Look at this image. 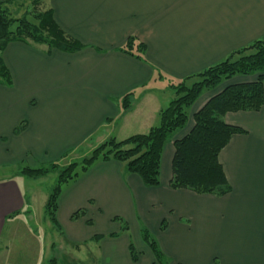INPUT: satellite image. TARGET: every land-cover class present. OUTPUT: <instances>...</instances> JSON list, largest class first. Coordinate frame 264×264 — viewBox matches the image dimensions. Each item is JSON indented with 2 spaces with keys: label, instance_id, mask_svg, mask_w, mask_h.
<instances>
[{
  "label": "crops",
  "instance_id": "obj_1",
  "mask_svg": "<svg viewBox=\"0 0 264 264\" xmlns=\"http://www.w3.org/2000/svg\"><path fill=\"white\" fill-rule=\"evenodd\" d=\"M43 3L42 10H50L55 24L83 48L65 53L14 40L6 45L2 61L9 83H0V169L67 164L84 148L146 133L173 98L169 83L264 40V0ZM128 37L145 46L140 58L119 51ZM129 93V109L123 111ZM191 116L164 146L158 186H144L115 159L98 160L65 184L54 228L74 253L85 249L78 264H153L142 228L154 236L168 264H264V104L259 111L224 116L245 132L233 134L219 152L231 189L223 196L170 187L173 141L191 129ZM25 206L15 181L0 182V236L5 218ZM80 210L85 215L73 219ZM162 222L166 226L160 230Z\"/></svg>",
  "mask_w": 264,
  "mask_h": 264
},
{
  "label": "trees",
  "instance_id": "obj_2",
  "mask_svg": "<svg viewBox=\"0 0 264 264\" xmlns=\"http://www.w3.org/2000/svg\"><path fill=\"white\" fill-rule=\"evenodd\" d=\"M19 0H0V83H9V75L2 61V52L10 41L46 45L65 53L78 52L83 48L79 42L68 37L53 21L50 10H42L44 0H31L39 7L34 20L25 15L13 16L9 5ZM41 7V8H40ZM140 58L145 46L128 37L119 49ZM137 52V55L133 54ZM161 77V75H159ZM235 77H252V81L235 83ZM264 40H255L248 46L232 52L226 59L205 70L173 82L170 88L175 97L158 113V125L142 134H134L123 140L110 138L93 149L89 157L79 163L66 166L51 163L47 167H25L20 172L31 178H39L59 169L56 184L44 204V212L52 226L57 228V201L62 188L78 174L86 171L98 160L115 159L124 165L125 171L136 174L146 187L159 185L162 151L174 135L184 129L189 119V108L205 91L214 93L193 115L191 129L180 139L173 141L170 187L188 189L197 194L223 196L230 192V185L218 160L219 152L235 133H244L240 127L224 121L227 112L259 111L264 104ZM131 93L122 99V110L129 109ZM85 215L83 210L72 215L73 219ZM90 224V221H87ZM165 222L160 230L165 228ZM123 230H126L123 224ZM141 238L151 251L153 264H168L154 236L141 229ZM94 239H98L96 236ZM133 261L135 252L130 246ZM47 264H55L51 259Z\"/></svg>",
  "mask_w": 264,
  "mask_h": 264
},
{
  "label": "rangeland",
  "instance_id": "obj_3",
  "mask_svg": "<svg viewBox=\"0 0 264 264\" xmlns=\"http://www.w3.org/2000/svg\"><path fill=\"white\" fill-rule=\"evenodd\" d=\"M43 4L41 5L42 8ZM9 8L13 16L25 15L31 21L34 20L35 14L40 10L39 7L37 8L32 4L31 0H19L15 4L9 5ZM43 46L47 47L46 45ZM170 85L172 83H169L168 89L174 98L175 95ZM217 90L203 92L189 108V115H193L199 110ZM204 95L207 96L205 99H203ZM202 99L204 103L200 105ZM191 120L193 121V119ZM156 124L158 125V121ZM97 146L84 148L77 158L68 162L79 163L83 158L89 157ZM69 163L58 165L66 166ZM49 164L51 163L38 164L35 167H47ZM25 167L32 166L28 163L15 164L0 169V182L9 179L15 181L26 203L22 211L7 216L4 220V227L0 236V264H47L51 259L55 260V264H69L72 261L74 264H78V259L83 260L85 249H82L80 254L74 253L65 242H62L64 238L55 230L44 212V203L56 184L59 169L49 172L40 179L22 174L20 170ZM27 203L31 205L30 212ZM29 213L30 215H28ZM82 253L84 254L82 255Z\"/></svg>",
  "mask_w": 264,
  "mask_h": 264
}]
</instances>
